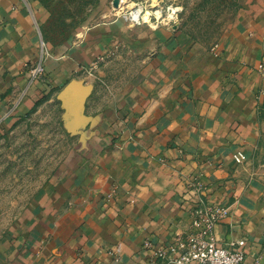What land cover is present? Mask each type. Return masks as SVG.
I'll list each match as a JSON object with an SVG mask.
<instances>
[{"label":"crops","instance_id":"0c3cea01","mask_svg":"<svg viewBox=\"0 0 264 264\" xmlns=\"http://www.w3.org/2000/svg\"><path fill=\"white\" fill-rule=\"evenodd\" d=\"M229 11L215 55L187 22L113 20L56 43L48 0H0V130L69 92L70 125L85 142L67 175L39 186L5 264H149L146 241L168 244L191 229L194 179L205 200L230 209L218 240L245 239L243 264H264V173L251 161L264 102V0H233ZM39 63L45 73L33 80Z\"/></svg>","mask_w":264,"mask_h":264},{"label":"rangeland","instance_id":"374dc122","mask_svg":"<svg viewBox=\"0 0 264 264\" xmlns=\"http://www.w3.org/2000/svg\"><path fill=\"white\" fill-rule=\"evenodd\" d=\"M144 1L148 5L158 2ZM161 1L164 7L172 4L182 7L180 19L171 29L187 22L191 35L205 39L208 44L204 47L212 49L225 33L224 25L233 0ZM48 2L53 6L49 31L57 43L64 40L82 41L95 26L113 20L129 23L124 17L116 16L118 12L114 7L119 9L117 6L121 5L120 8H124L122 5L126 4L128 8H133L136 0ZM56 98L41 113L20 120L8 131L0 130V264H5L12 230L21 229L23 213L33 212L39 186L56 183L67 175L72 165L77 164L78 155L85 150V142L76 135V126L70 125L74 115L68 108L70 93H60ZM259 128V143L251 151V161L264 173V102L259 110Z\"/></svg>","mask_w":264,"mask_h":264},{"label":"built area","instance_id":"2783aa9c","mask_svg":"<svg viewBox=\"0 0 264 264\" xmlns=\"http://www.w3.org/2000/svg\"><path fill=\"white\" fill-rule=\"evenodd\" d=\"M123 4V3H122ZM122 9L114 7L118 12L116 16L124 17L131 25H148L153 29L160 27H173L182 13V7L172 4L164 7L162 1L151 2L136 0L133 8L126 4ZM180 7V8H179ZM180 10H179V9ZM220 45L215 44L211 51L219 55ZM105 60L101 55L89 67V74H93L99 64ZM258 71L264 73V63L258 67ZM33 80L41 78L45 73V67L39 63L30 69ZM261 95H264L262 90ZM237 164L247 161V154L243 150L233 155ZM189 189L194 195L189 206L192 217V227L189 231L178 235L168 244L158 245L152 241H146V247L152 251L149 264H243L245 261V239L229 240L221 242L217 238V227L230 214L229 207L221 202L207 201L202 193L206 190L205 184L194 179L189 184Z\"/></svg>","mask_w":264,"mask_h":264},{"label":"bare ground","instance_id":"6f19581e","mask_svg":"<svg viewBox=\"0 0 264 264\" xmlns=\"http://www.w3.org/2000/svg\"><path fill=\"white\" fill-rule=\"evenodd\" d=\"M125 1H127V0H124V2H125ZM120 6H121V5H119V6H117V7H119V9H122V8H120ZM180 7H181V6H180ZM180 7H179V8H180ZM179 8H178V9H179ZM179 10H180V9H179ZM133 26H134V25H133Z\"/></svg>","mask_w":264,"mask_h":264},{"label":"water","instance_id":"95a60500","mask_svg":"<svg viewBox=\"0 0 264 264\" xmlns=\"http://www.w3.org/2000/svg\"><path fill=\"white\" fill-rule=\"evenodd\" d=\"M114 4L117 5L116 2H114Z\"/></svg>","mask_w":264,"mask_h":264}]
</instances>
